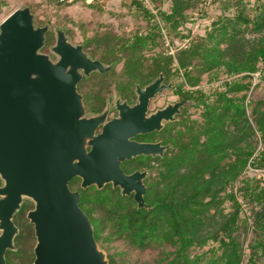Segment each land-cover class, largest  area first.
Returning <instances> with one entry per match:
<instances>
[{
	"label": "trees",
	"instance_id": "1",
	"mask_svg": "<svg viewBox=\"0 0 264 264\" xmlns=\"http://www.w3.org/2000/svg\"><path fill=\"white\" fill-rule=\"evenodd\" d=\"M171 1L168 10L158 9V20L142 0H132L147 27L126 38L110 31L96 34L86 41V48L106 62L121 55V68L127 70L149 68L155 75L173 69L182 77V93L186 84L220 83L210 93L201 89V95L192 96L198 100V116L182 119L172 141L174 148L158 158L146 194L150 205L158 204L155 208L137 209L131 198L110 186L84 191L95 238L102 245L122 239L135 249L159 247L154 264H260L264 187L261 179L243 175L249 167L264 168V75L249 98L253 120L246 105L252 73L264 67V1L219 0L222 13L211 20L203 35L195 37L179 29L192 20L189 11L202 0ZM37 22L43 20L37 18ZM168 35L188 37L189 42L172 54L155 52ZM53 40L48 33L47 42ZM237 182L242 183L238 188ZM238 194L249 205V215ZM251 230L256 236L246 244ZM193 249L205 250L192 255ZM20 257L17 262L23 264L25 258ZM108 257L109 264H128L122 255Z\"/></svg>",
	"mask_w": 264,
	"mask_h": 264
},
{
	"label": "water",
	"instance_id": "2",
	"mask_svg": "<svg viewBox=\"0 0 264 264\" xmlns=\"http://www.w3.org/2000/svg\"><path fill=\"white\" fill-rule=\"evenodd\" d=\"M49 30V23H36L30 5L16 8L0 22V174L5 181L0 207L6 206L9 187L15 198L9 231L5 219L1 221L0 264L6 261V245L13 244L12 217L24 199L35 204L28 213L37 236L33 264H109L79 205L80 193L70 189L69 181L78 176L83 189L95 185L98 190L111 183L121 196L134 194L137 209L155 208L158 204L150 206L144 198L149 170L127 174L122 163L140 155L163 157L174 146L131 138L161 130L177 119L182 106L194 102H169L154 113L151 124L140 116L135 119L133 112L145 111L151 97L171 87L162 84L160 73L143 89L137 85L140 105L95 135L106 112L87 113L78 83L92 72L114 69L118 60L108 64L94 59L59 25L53 27L55 42L43 52ZM89 145L92 150L87 152Z\"/></svg>",
	"mask_w": 264,
	"mask_h": 264
},
{
	"label": "flooded vegetation",
	"instance_id": "3",
	"mask_svg": "<svg viewBox=\"0 0 264 264\" xmlns=\"http://www.w3.org/2000/svg\"><path fill=\"white\" fill-rule=\"evenodd\" d=\"M48 33H52V35L54 36L52 26H50V30L47 32V34ZM82 44L84 45L85 51L89 52L88 48H86L85 46L86 42ZM89 53L91 54V52ZM91 56L94 59H98L108 64L112 63L113 61L119 60V56L109 62L102 60L101 56L98 57L97 55L93 54H91ZM121 61L122 60H120V62ZM120 62L117 63L114 69L103 73L97 71L92 72L89 77H83L78 83V91L83 96L87 113L100 114L104 111L106 112L103 121H101L96 128L95 135L101 134L103 131L107 130L108 126L111 125V123L115 119L119 118L123 112L131 109L132 107H135V105L137 104H141V102H138L139 94L136 91L137 85H139L140 88L143 89L153 80H155L160 75V73H163L162 84L164 86L171 85V87H165V89L161 93H157L155 96L151 97L148 101L147 109L145 111L141 110L139 112H133L134 118L136 116L135 119L140 116L141 120L147 121L151 124V122H153L151 120V117L154 115V113L157 110L165 107L169 102L175 103L187 100L194 103L191 105L182 106L181 112L179 114H176L177 119L175 121L167 122L161 130L153 129L152 131L146 133H139L136 136L132 137L131 140L141 143H156L161 141L163 145H173L172 141L176 136L177 125L181 123L184 117H193L191 113L194 114L196 110L199 109L197 105L198 100L194 98L201 95L204 90L202 91L200 87H186L185 93L180 92V83L178 82L173 69L168 71L159 70L155 75H153L150 72L149 68L133 71L123 68L117 69ZM192 96L194 98H192ZM167 138L168 140H166ZM86 150L87 152L91 151L92 145L87 146ZM158 158H160L159 155L155 157L152 155H140L131 160H126L125 162H123L122 168L127 174L132 173L136 170H149L150 175L145 180L148 191V181L154 174V170L158 168ZM81 182L82 179L80 177H73L69 181V187L72 191H78L80 193L79 205L81 209L86 213L94 227L93 216L88 210L89 200L87 203V200L84 196V191L92 188L97 189V187L95 185H92L87 189H83L81 186ZM107 186H110L112 189L118 190L121 195V190L119 187L113 188L112 184L110 183L106 184L104 188H106ZM4 187L5 181L0 174V200L5 199V194L2 193V189ZM146 194L144 197L145 202L150 205L148 200L146 199ZM6 195V197H8L6 206L0 207V226L1 221L5 219L6 223L8 224L9 231L12 226L11 222L9 221V212L12 208H14L15 201L13 189H10L9 187L8 193ZM124 197H129L135 202L134 194ZM135 204L137 206L136 202ZM34 208L35 204L33 201L24 199L20 210L14 213L12 217L14 227L13 244L9 245L10 242L8 244L6 242L7 245L5 249V264H21V262H17V260L21 259L20 255L25 258V260L22 262L23 264H33L36 257L35 246L37 243V236L35 225L29 219L28 213ZM16 228L17 231L15 232ZM1 233L2 229H0V234Z\"/></svg>",
	"mask_w": 264,
	"mask_h": 264
},
{
	"label": "rangeland",
	"instance_id": "4",
	"mask_svg": "<svg viewBox=\"0 0 264 264\" xmlns=\"http://www.w3.org/2000/svg\"><path fill=\"white\" fill-rule=\"evenodd\" d=\"M131 1L132 0H95L93 5L87 6L82 0H75L72 3L63 2L61 4L47 0H0V22H2V20L16 8L24 5H30L35 14L37 24L44 25L45 23H49L50 26H52V30L56 25L62 26L67 29V34L71 36L73 42L75 43H85L88 39L93 38L94 35L102 34L105 31L114 32L125 36L126 38L135 31L145 29L147 27L146 20L142 17V15H137L131 5ZM254 1L256 0H250L252 3ZM151 4L157 10H168L172 1L151 0ZM194 8L196 9L189 11V14L191 15L190 18H192V20L179 29L180 32L183 34H189L191 37L203 35L210 25L211 20L222 13V7L219 0H202L198 6ZM37 18L40 20L42 19L43 22L38 23ZM46 19H50V21ZM53 37V41L55 42V36ZM54 42H47L43 52H47L49 50V46ZM188 42V37L181 39L176 36L168 35L164 38V40H162V45L155 49V52L160 51L172 54V51H175L177 48L184 47L188 44ZM91 50V48L88 49L89 52H91ZM95 55L98 57L101 56L98 52H96ZM121 59L122 57L119 55L118 62H120ZM121 67L122 61L118 65L117 69H120ZM176 77L178 82L181 84L182 77L178 74H176ZM219 83L220 82H209L204 80L197 87H200L205 92L210 93L214 87L219 85ZM186 87L193 88L187 84L184 86V89ZM263 92L264 90L262 93ZM248 111L250 119L253 120V105L248 106ZM198 114L199 109H197L194 114L191 113L193 118L197 117ZM257 135L259 138L258 150H260L262 148V141L260 134L258 133ZM243 177L259 178L261 179L262 187H264V168L249 167L245 171ZM241 184V182H237L235 187L238 188ZM106 193L107 192L104 191L101 195L104 196ZM238 198L243 204L244 212L249 215V205L243 201V198L239 194ZM254 236H256V233L252 230L249 231L246 238V244L250 242ZM262 236L264 238V233ZM99 245L106 251L107 256L110 254H116L117 257L122 255L128 264H154L161 252V248L155 246L148 247L144 250L131 248L122 239L115 240L110 244L102 245L99 243ZM205 249H193L191 253L192 255L202 253Z\"/></svg>",
	"mask_w": 264,
	"mask_h": 264
},
{
	"label": "built area",
	"instance_id": "5",
	"mask_svg": "<svg viewBox=\"0 0 264 264\" xmlns=\"http://www.w3.org/2000/svg\"><path fill=\"white\" fill-rule=\"evenodd\" d=\"M69 3H72L74 2L75 0H65ZM84 1L85 3H92L94 2L95 0H82ZM144 5L149 8V10L156 16V18L159 20V17H158V10L156 8H154L151 4V0H142ZM166 38V36H165ZM171 53H174V51H172ZM263 75H264V67L260 68L258 71L252 73V87L250 89V91L248 92V96H247V99H246V105H247V113L249 112L248 111V106H249V98L251 96V93L252 91L254 90V86L260 82H263ZM249 115V114H248Z\"/></svg>",
	"mask_w": 264,
	"mask_h": 264
}]
</instances>
